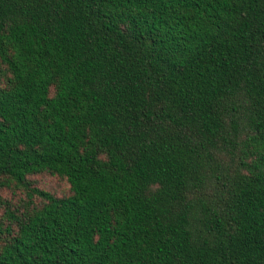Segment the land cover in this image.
<instances>
[{
  "label": "trees",
  "instance_id": "obj_1",
  "mask_svg": "<svg viewBox=\"0 0 264 264\" xmlns=\"http://www.w3.org/2000/svg\"><path fill=\"white\" fill-rule=\"evenodd\" d=\"M0 264H264V0H0Z\"/></svg>",
  "mask_w": 264,
  "mask_h": 264
},
{
  "label": "rangeland",
  "instance_id": "obj_2",
  "mask_svg": "<svg viewBox=\"0 0 264 264\" xmlns=\"http://www.w3.org/2000/svg\"><path fill=\"white\" fill-rule=\"evenodd\" d=\"M36 185L44 190L56 193L57 195H64L68 193L69 184L66 180L49 173H42L34 175ZM9 194V193H8ZM18 193L17 195H19ZM10 195V194H9Z\"/></svg>",
  "mask_w": 264,
  "mask_h": 264
}]
</instances>
